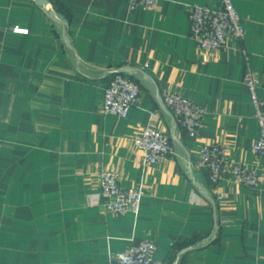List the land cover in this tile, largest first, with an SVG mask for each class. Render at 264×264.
Listing matches in <instances>:
<instances>
[{"label":"crops","instance_id":"crops-1","mask_svg":"<svg viewBox=\"0 0 264 264\" xmlns=\"http://www.w3.org/2000/svg\"><path fill=\"white\" fill-rule=\"evenodd\" d=\"M219 2L160 0L151 10L49 0L62 22L34 0H0V264H121L117 255L141 239L156 242L166 264H264V158L245 83L254 70L264 99V0H234L245 35L203 49L190 35V6ZM122 66L138 68L126 74L140 85L125 116L103 110ZM166 89L206 106L198 134L162 106ZM146 124L171 136L161 162H143L134 143ZM206 142L258 170L260 184L229 171L211 182L195 163ZM103 169L142 191L137 214L92 203Z\"/></svg>","mask_w":264,"mask_h":264},{"label":"built area","instance_id":"built-area-1","mask_svg":"<svg viewBox=\"0 0 264 264\" xmlns=\"http://www.w3.org/2000/svg\"><path fill=\"white\" fill-rule=\"evenodd\" d=\"M131 8L145 6L154 10L160 0H126ZM190 35L203 49L221 50L229 35L243 38L246 32L244 20L234 5V0H220L217 4H197L190 6ZM17 32L26 29L14 28ZM254 116L260 125V135L253 148L264 158V99L259 93V79L254 70H248L245 76ZM140 94V85L126 73L113 74L105 87L103 110L106 113L125 116L134 105ZM163 100L173 113L182 128L190 135L198 134L206 115L205 105L195 102L181 92L163 90ZM134 143L143 153V162L158 163L166 159L173 151L169 132L154 125L146 124ZM1 145V142H0ZM226 146L219 142L203 143L196 165L203 168L209 180L219 182L229 171L236 179L248 186L256 187L261 182V176L255 168H249L242 162H227ZM100 191L92 203L101 204L108 211L121 214H137L140 210L143 193L140 189L126 187L120 184L119 174L112 169L99 172ZM156 242L141 239L130 242L125 250L117 255L121 264H166L156 257Z\"/></svg>","mask_w":264,"mask_h":264},{"label":"water","instance_id":"water-1","mask_svg":"<svg viewBox=\"0 0 264 264\" xmlns=\"http://www.w3.org/2000/svg\"><path fill=\"white\" fill-rule=\"evenodd\" d=\"M36 3H38L46 12L49 16L53 17V18H58L60 19L62 22H66V19L65 17L62 15V13L58 12V11H55V10H51V9H48L47 8V5L49 3V0H34ZM65 40L68 44V46H70V43H69V37L67 35H65ZM136 70H138V68H135V67H132V66H122L120 68H118L116 70V72H122V73H127V74H133ZM162 106H164V108H166L169 112H170V109L166 106L165 102L162 101ZM171 113V112H170ZM203 193L205 194L206 191L203 190ZM190 247L188 248H184L180 253H183L185 252L187 249H189ZM177 263V259L173 262V264H176Z\"/></svg>","mask_w":264,"mask_h":264}]
</instances>
